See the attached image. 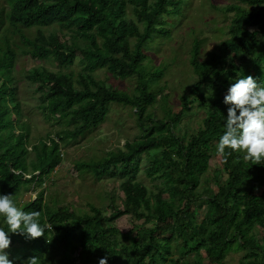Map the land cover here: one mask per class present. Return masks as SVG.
<instances>
[{
  "label": "trees",
  "instance_id": "16d2710c",
  "mask_svg": "<svg viewBox=\"0 0 264 264\" xmlns=\"http://www.w3.org/2000/svg\"><path fill=\"white\" fill-rule=\"evenodd\" d=\"M185 1L0 0V194L12 195L22 211H38L41 226H52L35 239L9 232L12 264L32 257L39 264H99L105 256L108 264H224L236 251L243 252L240 264H264V164L230 149L225 156L216 152L231 84L252 76L264 86V0L213 5L232 13L227 37L203 61L197 59L200 41L193 40L195 80L179 97L181 109L158 118L150 106L164 68L148 62L146 48L170 36L165 19L183 18ZM20 58L34 63L23 73L36 109L50 125H63L34 143L13 76ZM75 59L82 64L77 72L70 69ZM99 71L137 84L130 93L115 89ZM190 97L203 112L188 138L175 132ZM111 104L132 110L139 139L74 168L96 180L119 178L112 204L105 210L90 205L88 212L57 205L43 185L63 161L61 148L104 122ZM142 158L149 160L143 172L151 190L137 179ZM212 158L220 167L210 175ZM32 187L36 198L20 200ZM123 216L144 226L123 234L115 223ZM0 227L8 231L2 217Z\"/></svg>",
  "mask_w": 264,
  "mask_h": 264
},
{
  "label": "rangeland",
  "instance_id": "374dc122",
  "mask_svg": "<svg viewBox=\"0 0 264 264\" xmlns=\"http://www.w3.org/2000/svg\"><path fill=\"white\" fill-rule=\"evenodd\" d=\"M183 9V18L173 22L170 17H166L167 29L170 30L169 37H158L150 41L146 53H150L149 61L153 66L163 64L164 75L160 80L161 86L156 90V102L150 109L158 118H163L167 114L178 112L182 104L179 97L186 95L189 91L190 83L195 80L192 67L190 65V56L192 55L191 46L194 39L200 41V52L197 56L199 61L207 57V53L215 50L220 41L227 37L230 13H223L213 7L237 3L245 5L238 0H186ZM31 34L33 30L31 29ZM73 33L71 32L70 35ZM67 38V36H65ZM18 59L14 68L13 76L18 87V94L21 96L22 106L25 109V121L30 127V142L34 143L39 138L46 136L47 132L58 131L63 125L45 121L41 112L36 109L38 104L34 97L32 86L24 79L23 69L33 65L28 58ZM147 61V60H146ZM51 69L52 65L41 62ZM82 64L75 59L71 70L77 72ZM97 77L106 79L115 89L130 93L135 88L137 81L135 78L116 79L104 75V71H99ZM198 101L195 97L189 98L190 108L183 115L175 134L185 133L189 138L201 126L202 110L198 107ZM132 110L127 106L111 104L104 122L96 129L86 133L84 137L69 139L66 145L61 148L63 161L44 182L43 187L47 188L54 197V201L59 206H67L78 212L90 211V205L101 209H107L111 205L110 194L117 191L119 178L103 177L96 180L90 175H81L76 170L75 163L79 161L87 162L93 158H101L106 152L122 148L126 141L139 139L141 134L136 126ZM30 148H28L29 150ZM33 155H30V158ZM148 159L142 158L141 169L137 179L141 181L148 189H153V181L143 172V168L148 165ZM210 175L219 170V163L216 158L209 162ZM209 184V181L204 183ZM212 184V183H211ZM38 189L33 187L27 193H24L20 200L33 199ZM119 204L118 196L114 200ZM118 229L127 234L133 229V225L144 226L141 221H133L130 217L123 216L115 221ZM142 224V225H141ZM242 251L230 252L224 261V264H240ZM204 264L209 263L204 260Z\"/></svg>",
  "mask_w": 264,
  "mask_h": 264
},
{
  "label": "clouds",
  "instance_id": "9594fccd",
  "mask_svg": "<svg viewBox=\"0 0 264 264\" xmlns=\"http://www.w3.org/2000/svg\"><path fill=\"white\" fill-rule=\"evenodd\" d=\"M224 103L230 107L225 131L216 145L217 155L225 156L226 149H230L242 153L246 162L264 164V86L258 85L252 76L239 78L229 87ZM39 215L38 211L19 209L12 195L0 194V217L8 228L5 231L0 227V264H12L6 251L11 245L9 232H21L26 238L35 239L52 227L49 224L41 226L37 219ZM28 264H39V259L32 257ZM99 264H108V257L101 258Z\"/></svg>",
  "mask_w": 264,
  "mask_h": 264
}]
</instances>
